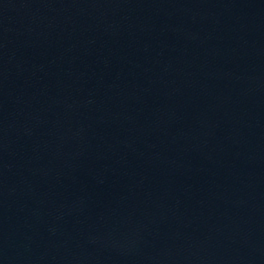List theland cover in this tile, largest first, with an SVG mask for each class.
Returning <instances> with one entry per match:
<instances>
[{"label":"water","instance_id":"obj_1","mask_svg":"<svg viewBox=\"0 0 264 264\" xmlns=\"http://www.w3.org/2000/svg\"><path fill=\"white\" fill-rule=\"evenodd\" d=\"M0 264H264V0H0Z\"/></svg>","mask_w":264,"mask_h":264}]
</instances>
